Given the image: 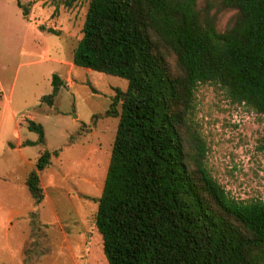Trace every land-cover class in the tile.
<instances>
[{
    "label": "trees",
    "instance_id": "obj_1",
    "mask_svg": "<svg viewBox=\"0 0 264 264\" xmlns=\"http://www.w3.org/2000/svg\"><path fill=\"white\" fill-rule=\"evenodd\" d=\"M198 1L88 0L72 64L127 81L104 114L118 122L93 199L106 264H264V202L234 199L211 175L195 96L210 84L264 115V0ZM61 84L52 74L41 101L51 106ZM27 129L37 140L23 145H42L41 125ZM55 155L44 151L26 178L36 205Z\"/></svg>",
    "mask_w": 264,
    "mask_h": 264
},
{
    "label": "rangeland",
    "instance_id": "obj_2",
    "mask_svg": "<svg viewBox=\"0 0 264 264\" xmlns=\"http://www.w3.org/2000/svg\"><path fill=\"white\" fill-rule=\"evenodd\" d=\"M19 2L28 10L26 18L16 0H0V221L10 211L23 213L30 207L29 195L19 183L30 166L21 156L35 164L48 151L56 155L41 173L45 196L51 202L46 200L44 208H54L63 221L66 216L80 220L86 216L93 231L97 209L93 199L102 192L118 122L104 114L115 90H127V81L72 64L88 0H77L70 7L63 0ZM198 3L203 5L204 0ZM231 14L218 15L219 30ZM52 74L62 84L48 106L41 98L51 94ZM195 96L196 121L207 143L206 166L211 175L234 199L264 202V115L230 103L210 84L199 85ZM28 120L41 125L42 145H23L37 140L35 132L22 126ZM17 126L24 140L19 151L13 135ZM4 232L0 226V257H6V251L14 259L21 233L18 229ZM96 234L93 264H106ZM76 251L77 264H83L85 250L77 245ZM40 255L42 264H63V258L70 261L63 254L54 253L51 261L46 251Z\"/></svg>",
    "mask_w": 264,
    "mask_h": 264
},
{
    "label": "crops",
    "instance_id": "obj_3",
    "mask_svg": "<svg viewBox=\"0 0 264 264\" xmlns=\"http://www.w3.org/2000/svg\"><path fill=\"white\" fill-rule=\"evenodd\" d=\"M8 104L9 100L6 101V105ZM23 125L26 126L27 121H25L22 126ZM13 135L18 140L16 149L19 151L23 146L22 141L24 140L20 139L18 126L14 128ZM13 147H15V145H13ZM21 158L30 166L26 175L19 181L21 188L29 195L30 207L23 213L10 211L9 214L4 216L3 220L0 221V226L4 227L6 230L4 233L7 234L11 229H18L21 233V240L17 245L16 258L12 259L10 257V260L5 251L4 255H6L8 261H6L7 258L5 256L0 257V264H42L43 255H40L41 251H46L49 258L53 257L54 253L69 257L70 261L68 262H66L65 258L62 259L63 264H77V259L74 255V253L77 252V245L85 250L83 264H93V249L97 252V245L93 244V240L94 237L97 236V230L94 229L92 231V226L90 227L89 220H86V216H83V218L85 217L84 220L75 219V217L69 219L66 216V220L63 221L54 208L49 210L44 208V204L46 205V200L48 199L45 196V189L41 181V173L45 169L38 174L40 186L43 191V199L36 205L26 186V178L28 174L35 169V164L30 163L24 156H21ZM1 179L2 177H0V180ZM49 183H51V181H49ZM52 188L58 190L57 187ZM48 203L49 205L51 204L49 200ZM85 203L86 200L83 199L82 204ZM82 207L85 209V205ZM48 212H50V214H48ZM75 236L81 237L82 239L78 242L72 241L71 238ZM100 245L101 244H99V246ZM42 247L46 249H41ZM49 260L51 261V258ZM104 261L106 262L105 259Z\"/></svg>",
    "mask_w": 264,
    "mask_h": 264
}]
</instances>
